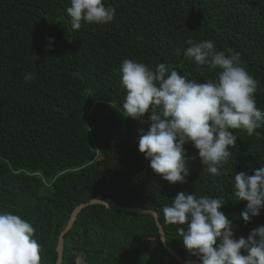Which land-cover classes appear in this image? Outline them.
<instances>
[{
    "label": "trees",
    "instance_id": "16d2710c",
    "mask_svg": "<svg viewBox=\"0 0 264 264\" xmlns=\"http://www.w3.org/2000/svg\"><path fill=\"white\" fill-rule=\"evenodd\" d=\"M116 8L106 25L72 30L69 0H0V212L21 216L35 229L40 264H55L58 238L73 210L91 200L157 214L166 245L182 261L200 263L183 247L162 208L179 192L222 198L220 209L247 238L264 225V210L247 224L246 203L234 197V174L264 166V126L252 136L233 130L236 146L226 174L204 171L198 150L185 145L186 183L156 175L138 150L149 127L123 115L125 90L118 68L125 59L159 63L190 80L214 72L183 59L186 41L212 40L240 53L259 81L264 111V0H104ZM49 38H52L51 45ZM181 49L177 55L176 50ZM34 73L33 81L24 75ZM223 171V170H222ZM60 264H183L162 246L151 215L88 205L63 236Z\"/></svg>",
    "mask_w": 264,
    "mask_h": 264
},
{
    "label": "clouds",
    "instance_id": "9594fccd",
    "mask_svg": "<svg viewBox=\"0 0 264 264\" xmlns=\"http://www.w3.org/2000/svg\"><path fill=\"white\" fill-rule=\"evenodd\" d=\"M66 8L72 30L82 23L106 25L114 20L116 8L104 0H69ZM50 44L52 38H49ZM183 59L197 69L205 67L214 78L205 82L190 80L165 63L150 67L125 59L118 73L125 90L123 115L140 119L146 113L149 127L138 136V150L149 160L156 175L170 184L186 183L189 161L185 145L198 150L204 171L219 176L236 146L233 130L248 136L264 126V111L256 106L259 81L243 65L239 52L218 50L212 40L186 41ZM177 55L181 49L176 50ZM34 73L24 75L27 83ZM223 170V171H222ZM234 197L246 203L240 217L245 224L264 210V166L234 174ZM108 206L107 202H102ZM222 198L179 192L162 208L165 223L176 228L183 247L201 264H264V225L248 237L234 238V225L220 210ZM34 227L11 212H0V264H39L41 245L34 238ZM161 241L167 240L161 235ZM79 264H84L79 255Z\"/></svg>",
    "mask_w": 264,
    "mask_h": 264
},
{
    "label": "water",
    "instance_id": "95a60500",
    "mask_svg": "<svg viewBox=\"0 0 264 264\" xmlns=\"http://www.w3.org/2000/svg\"><path fill=\"white\" fill-rule=\"evenodd\" d=\"M102 205L104 206L106 209H109V210H113V211H119V212H126V213H133V214H136V215H140V214H143V215H151L154 219V222H155V225L158 229V233L161 237V235L163 234L162 232V229H161V225L158 221V217H157V214L153 211H149V210H142V209H136V208H126V207H122V206H118L114 203H107L109 208L107 206H105L104 203H102V201H99V200H91L89 201L88 203H85V204H81L79 206H77L73 212L71 213L70 215V218L68 220V223L66 225V227L64 228V231L60 234L59 238H58V241H57V245H56V248H55V251H56V254H57V261L55 264H60L61 263V259H62V249H63V239H62V236L69 231L70 227L72 226L75 218H76V215L81 211L82 208L88 206V205ZM161 241V239H160ZM161 244L162 246L164 247V249L171 255L173 256L177 261L179 262H182L176 255L175 253L166 245L165 241H161ZM183 264H200V263H197V262H191V261H185V262H182ZM40 264V262H39Z\"/></svg>",
    "mask_w": 264,
    "mask_h": 264
},
{
    "label": "rangeland",
    "instance_id": "374dc122",
    "mask_svg": "<svg viewBox=\"0 0 264 264\" xmlns=\"http://www.w3.org/2000/svg\"><path fill=\"white\" fill-rule=\"evenodd\" d=\"M77 263H78V264L80 263V259H77Z\"/></svg>",
    "mask_w": 264,
    "mask_h": 264
}]
</instances>
